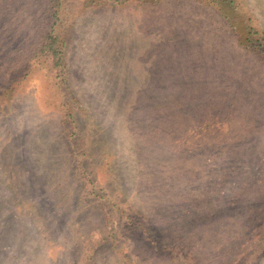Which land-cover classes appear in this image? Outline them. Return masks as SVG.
Instances as JSON below:
<instances>
[{
    "label": "rangeland",
    "instance_id": "rangeland-1",
    "mask_svg": "<svg viewBox=\"0 0 264 264\" xmlns=\"http://www.w3.org/2000/svg\"><path fill=\"white\" fill-rule=\"evenodd\" d=\"M0 264H264V0H0Z\"/></svg>",
    "mask_w": 264,
    "mask_h": 264
}]
</instances>
